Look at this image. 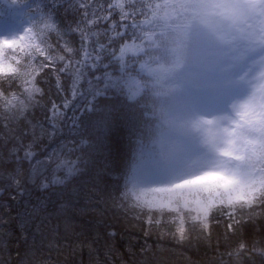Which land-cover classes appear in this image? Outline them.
<instances>
[{
  "label": "trees",
  "instance_id": "obj_1",
  "mask_svg": "<svg viewBox=\"0 0 264 264\" xmlns=\"http://www.w3.org/2000/svg\"><path fill=\"white\" fill-rule=\"evenodd\" d=\"M115 2L20 0L30 12H43L33 20L42 48L37 52L33 42L3 48L17 71L0 74V264H264V202L214 208L205 229L193 211L140 207L126 196L138 143L148 148L166 123L154 74L137 67L143 58L124 66L115 59L123 44L143 36L149 9L123 0L129 13L123 18ZM6 15L0 9V19ZM48 19L52 30L41 23ZM83 49L91 53L87 64ZM109 77L140 80L139 105L125 89H105ZM33 87L39 91L29 95ZM97 88L105 95L93 100ZM85 96L103 101L95 114L87 112L91 120ZM105 115L108 122L99 123ZM28 145L33 155L18 160ZM13 148L20 149L15 156ZM70 165L77 171L67 177ZM17 171L19 189L11 181ZM54 176L65 184L41 186Z\"/></svg>",
  "mask_w": 264,
  "mask_h": 264
},
{
  "label": "rangeland",
  "instance_id": "obj_2",
  "mask_svg": "<svg viewBox=\"0 0 264 264\" xmlns=\"http://www.w3.org/2000/svg\"><path fill=\"white\" fill-rule=\"evenodd\" d=\"M152 8V23L142 26L153 41L145 33L135 43L152 61L144 60L139 69L152 76L147 71L152 66L155 76L166 75L153 84L169 92L161 101L166 129L150 150L203 169L264 172L252 164L264 148V0H155ZM4 21L0 39L16 35L11 49H23L32 37L23 7H11ZM141 52L126 53L123 66ZM197 87L212 92L195 93ZM194 208L188 210L197 215Z\"/></svg>",
  "mask_w": 264,
  "mask_h": 264
},
{
  "label": "snow or ice",
  "instance_id": "obj_3",
  "mask_svg": "<svg viewBox=\"0 0 264 264\" xmlns=\"http://www.w3.org/2000/svg\"><path fill=\"white\" fill-rule=\"evenodd\" d=\"M114 7L120 9L123 18L128 17L129 13L125 11L123 0H116ZM152 19H156L155 14H153ZM41 23H43L44 28L48 30H52L55 27L50 19L42 20ZM151 23L152 20L146 19L144 21L145 25ZM36 35L38 36L39 33L37 32ZM18 39L23 41L24 35H19ZM145 39L147 41H153V35L146 33ZM16 41V35L6 39H0V74L14 73L17 71V69L10 64H6V57L3 51L4 47L13 48L16 46ZM35 47L37 52L41 51L38 45ZM101 47H103V45H101ZM144 50L145 49L141 45L135 43L130 45L126 44L120 49L119 56L116 57V59L121 62V65L123 66L126 53L131 51L141 52ZM83 53L84 63L87 64L88 59L91 58V53L86 49H83ZM141 67L144 68L145 65H142ZM147 71L148 73H154L155 69L152 66H148ZM79 78L80 73H77L76 82L79 81ZM109 81L110 82L105 84V89L110 87H115L118 90L125 89L127 92V99L135 102L133 106L139 105L138 98L145 92V85L141 83L140 80L135 78L112 80V78L109 77ZM75 88L76 85L74 83L73 96L77 94ZM28 91L29 95H31L33 91H39V89L33 87ZM91 94L93 100H95L96 97L104 96L105 90L97 88ZM0 96H2V94H0ZM14 101H16V97H12L11 100H4L3 104L5 107L11 108ZM100 103H103V101H98L97 104H92L91 101H88L87 96L84 97L87 119H92V117H87V112L92 111L95 114V112L99 110L98 105ZM67 106L68 105L65 104V107ZM55 109L56 106L53 105L54 114ZM107 122V115L102 117L99 121V123L103 124H106ZM19 150V148H13L12 155L15 156L16 152ZM32 155L31 145H28L27 150L24 151V156L17 157V159H30ZM37 163L41 164L43 162L38 161ZM62 166L65 165L58 164L57 168L59 169ZM35 171L36 169L33 167V172ZM76 171L77 169H75L74 165L68 166L67 177H71ZM11 181L17 189L21 187L19 171H17L16 175L11 177ZM49 184L62 185L65 184V179L56 178L54 176L52 180L48 183H43L41 186L43 188H48ZM126 188H128L126 196L128 194L132 195L137 202V206L140 207L158 209L160 211L166 209L168 211L179 212L181 207L189 209L190 205H194V210L197 215L193 217V219L199 220L200 225L207 229L208 217L214 208L223 209L224 207H228L231 209L241 202L249 205L257 200L264 202V172L245 176L236 172L203 169L191 162L175 156H169L158 160L141 140L138 143L135 160L127 176ZM150 193H160L162 195L149 196ZM180 231L181 233L183 232L182 227L180 228ZM236 254L239 256V251Z\"/></svg>",
  "mask_w": 264,
  "mask_h": 264
},
{
  "label": "clouds",
  "instance_id": "obj_4",
  "mask_svg": "<svg viewBox=\"0 0 264 264\" xmlns=\"http://www.w3.org/2000/svg\"><path fill=\"white\" fill-rule=\"evenodd\" d=\"M148 150H149L152 154H154L155 158L158 159V160H160V159H164V158H165V157H161L160 155L154 153V152L151 151L149 148H148Z\"/></svg>",
  "mask_w": 264,
  "mask_h": 264
}]
</instances>
